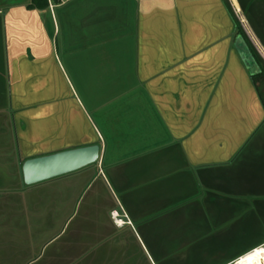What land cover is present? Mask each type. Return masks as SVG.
Masks as SVG:
<instances>
[{
    "label": "crops",
    "instance_id": "0c3cea01",
    "mask_svg": "<svg viewBox=\"0 0 264 264\" xmlns=\"http://www.w3.org/2000/svg\"><path fill=\"white\" fill-rule=\"evenodd\" d=\"M31 1L0 0V264L262 246L264 0ZM93 144L96 163L24 182L26 159Z\"/></svg>",
    "mask_w": 264,
    "mask_h": 264
},
{
    "label": "water",
    "instance_id": "95a60500",
    "mask_svg": "<svg viewBox=\"0 0 264 264\" xmlns=\"http://www.w3.org/2000/svg\"><path fill=\"white\" fill-rule=\"evenodd\" d=\"M244 43L242 41L239 44L243 50L242 54L246 58L248 57L246 61L249 66L255 67V59ZM100 149L99 144H93L28 158L22 165L24 182L28 185L35 184L96 163L99 159Z\"/></svg>",
    "mask_w": 264,
    "mask_h": 264
},
{
    "label": "built area",
    "instance_id": "2783aa9c",
    "mask_svg": "<svg viewBox=\"0 0 264 264\" xmlns=\"http://www.w3.org/2000/svg\"><path fill=\"white\" fill-rule=\"evenodd\" d=\"M66 1H68V0H66ZM111 216H112L113 221L118 226H124V225L129 224L131 222L130 220L127 219L126 214L120 213L118 210H114L111 213ZM258 248H260L263 251V254H264V244L262 246L258 247ZM258 248H255L252 251H256ZM252 251H250V252H252ZM242 258H243V256L239 257L238 259H236L234 262H232L230 264H238V263H240ZM260 260H261V262H263L262 264H264V257H262Z\"/></svg>",
    "mask_w": 264,
    "mask_h": 264
},
{
    "label": "bare ground",
    "instance_id": "6f19581e",
    "mask_svg": "<svg viewBox=\"0 0 264 264\" xmlns=\"http://www.w3.org/2000/svg\"><path fill=\"white\" fill-rule=\"evenodd\" d=\"M264 257L263 251L258 248L256 251L249 252L244 255L238 264H262L261 258Z\"/></svg>",
    "mask_w": 264,
    "mask_h": 264
},
{
    "label": "trees",
    "instance_id": "16d2710c",
    "mask_svg": "<svg viewBox=\"0 0 264 264\" xmlns=\"http://www.w3.org/2000/svg\"><path fill=\"white\" fill-rule=\"evenodd\" d=\"M46 5H48V0H32L31 3L29 4L30 7H44ZM244 38H246L245 35H244ZM254 59H255V57H254ZM258 64L261 66L260 63H258ZM253 78L255 81H257V80H263L264 81V70L262 69L259 73L254 74ZM260 95L262 98V102L264 103V93L262 92Z\"/></svg>",
    "mask_w": 264,
    "mask_h": 264
},
{
    "label": "rangeland",
    "instance_id": "374dc122",
    "mask_svg": "<svg viewBox=\"0 0 264 264\" xmlns=\"http://www.w3.org/2000/svg\"><path fill=\"white\" fill-rule=\"evenodd\" d=\"M255 67H257V65H254ZM263 89V91H264V88H262Z\"/></svg>",
    "mask_w": 264,
    "mask_h": 264
},
{
    "label": "flooded vegetation",
    "instance_id": "af4514ba",
    "mask_svg": "<svg viewBox=\"0 0 264 264\" xmlns=\"http://www.w3.org/2000/svg\"><path fill=\"white\" fill-rule=\"evenodd\" d=\"M246 59H248V57Z\"/></svg>",
    "mask_w": 264,
    "mask_h": 264
}]
</instances>
